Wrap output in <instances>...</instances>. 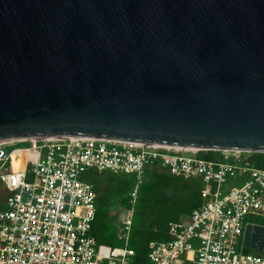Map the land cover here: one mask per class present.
Returning a JSON list of instances; mask_svg holds the SVG:
<instances>
[{
	"label": "water",
	"instance_id": "1",
	"mask_svg": "<svg viewBox=\"0 0 264 264\" xmlns=\"http://www.w3.org/2000/svg\"><path fill=\"white\" fill-rule=\"evenodd\" d=\"M35 138L264 153V0H0V143Z\"/></svg>",
	"mask_w": 264,
	"mask_h": 264
},
{
	"label": "built area",
	"instance_id": "2",
	"mask_svg": "<svg viewBox=\"0 0 264 264\" xmlns=\"http://www.w3.org/2000/svg\"><path fill=\"white\" fill-rule=\"evenodd\" d=\"M10 146L16 147L9 151ZM17 151L26 159L15 167ZM200 151L91 138L0 143V179L7 190L0 210V264H131L134 204L145 169L154 162L171 174L200 178L204 187L202 204L188 220L172 224L171 238L150 243L151 264H264V255L240 246L247 224L264 226L257 222L264 217V168L253 164L251 152L223 150L221 159H208ZM90 169L136 177L131 207L120 221L124 247L97 249L91 235L96 191L82 179Z\"/></svg>",
	"mask_w": 264,
	"mask_h": 264
},
{
	"label": "trees",
	"instance_id": "3",
	"mask_svg": "<svg viewBox=\"0 0 264 264\" xmlns=\"http://www.w3.org/2000/svg\"><path fill=\"white\" fill-rule=\"evenodd\" d=\"M201 156L208 159L222 157L218 150H202ZM250 159L257 167L264 168V153L251 152ZM96 191L97 211L92 223L91 235L95 238L98 250L124 247L119 209L130 208V193L136 185L133 173H114L110 171L90 170L88 177ZM204 183L200 178H185L174 175L160 162L149 164L145 177L139 186L138 198L134 204L132 230L129 247L135 251L131 264H151L149 258L150 243L170 239L169 230L173 223L181 221L182 215L199 207ZM1 209H5L1 208ZM249 221H254L249 218ZM264 223V217L257 219ZM242 242L240 241V245ZM242 246V245H241ZM245 253L264 255V251L242 248Z\"/></svg>",
	"mask_w": 264,
	"mask_h": 264
},
{
	"label": "rangeland",
	"instance_id": "4",
	"mask_svg": "<svg viewBox=\"0 0 264 264\" xmlns=\"http://www.w3.org/2000/svg\"><path fill=\"white\" fill-rule=\"evenodd\" d=\"M25 145H26L25 143L18 144V146H25ZM14 147H16V146H10L8 148L9 151L12 150ZM16 159H20V160H16ZM25 159H26V154L25 153H22L21 155L17 156L16 158H14V166L17 165V164H22L25 161ZM215 159H219V158H215ZM12 165H13L12 161L7 163L6 166L3 168V170L7 171L8 169H10L12 167ZM15 167H17V166H15ZM90 170H92V169H90ZM90 170H88L85 173H83L82 176L83 177H88L90 175ZM144 177H145V175H144ZM4 195H5V189L3 187V183H2V181L0 179V210H1V208H4V206L6 207V204L3 201V196ZM117 215H118V218H119L120 221L123 220L128 215V209L124 208V207L120 208L119 209V214H117ZM189 217H190V213L189 212L184 213V215H182V217H181V220L182 221H186V220L189 219ZM124 240H125V238H124ZM241 242H242V244H241L242 246L241 245L240 246L244 247L243 246V236L241 237ZM125 244H123L122 246H125Z\"/></svg>",
	"mask_w": 264,
	"mask_h": 264
},
{
	"label": "crops",
	"instance_id": "5",
	"mask_svg": "<svg viewBox=\"0 0 264 264\" xmlns=\"http://www.w3.org/2000/svg\"><path fill=\"white\" fill-rule=\"evenodd\" d=\"M22 154V153H21ZM21 154H19V155H21ZM26 154V153H25ZM20 160V159H19ZM19 164H17V165H15V166H18ZM186 178V177H185ZM3 187H4V189H5V195L3 196V201L5 202V200H6V196H7V190H6V188H5V186L3 185Z\"/></svg>",
	"mask_w": 264,
	"mask_h": 264
},
{
	"label": "bare ground",
	"instance_id": "6",
	"mask_svg": "<svg viewBox=\"0 0 264 264\" xmlns=\"http://www.w3.org/2000/svg\"><path fill=\"white\" fill-rule=\"evenodd\" d=\"M21 153H25V152H23V151H17V152H15L13 154L14 158H16L17 156H19V154H21ZM16 160H19V159H16Z\"/></svg>",
	"mask_w": 264,
	"mask_h": 264
}]
</instances>
